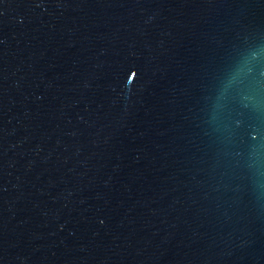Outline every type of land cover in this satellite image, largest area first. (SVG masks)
<instances>
[{"label":"water","instance_id":"water-1","mask_svg":"<svg viewBox=\"0 0 264 264\" xmlns=\"http://www.w3.org/2000/svg\"><path fill=\"white\" fill-rule=\"evenodd\" d=\"M0 264H264V0H0Z\"/></svg>","mask_w":264,"mask_h":264}]
</instances>
